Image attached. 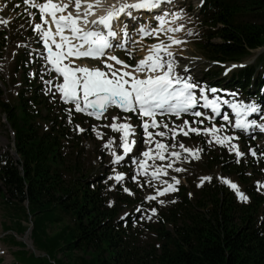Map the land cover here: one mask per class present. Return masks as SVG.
<instances>
[{
  "label": "trees",
  "instance_id": "trees-1",
  "mask_svg": "<svg viewBox=\"0 0 264 264\" xmlns=\"http://www.w3.org/2000/svg\"><path fill=\"white\" fill-rule=\"evenodd\" d=\"M198 9L204 29L195 48L208 61H240L264 47V0H204ZM7 37L0 29V59ZM257 60L226 76L218 68L206 74L243 92L254 90L264 102V56ZM0 114L16 152L0 153V199L10 223L2 227L10 231L7 241L18 247L11 264H264V194L247 173L254 162L212 151L209 166L234 174L248 201L237 202L218 181L201 188L195 199L181 185L155 224V243L141 245L134 215L121 217L133 201L118 192L110 204L99 176L68 161L69 140L73 152H80L83 135H74L60 103L50 105L26 83L14 103L0 88ZM28 223L34 247L44 255L24 250L16 239L14 233H23Z\"/></svg>",
  "mask_w": 264,
  "mask_h": 264
},
{
  "label": "snow or ice",
  "instance_id": "snow-or-ice-1",
  "mask_svg": "<svg viewBox=\"0 0 264 264\" xmlns=\"http://www.w3.org/2000/svg\"><path fill=\"white\" fill-rule=\"evenodd\" d=\"M203 2L204 0H201V3ZM172 3L173 0H113L111 4L104 7L102 0H24L25 5L37 10L36 13L30 12L29 15L33 17L31 30L36 33L37 42L43 45L38 49L37 54L43 57L44 64L31 75L33 78L39 77V80L48 86L45 94L56 99L55 93L58 92L59 99L74 106L76 112H83L97 119L107 118L104 114L113 106L132 114L126 116L123 122L106 125L121 133L120 143L114 146L113 139H109L103 145L105 150L111 152L112 159L109 165H119L125 161L126 157L132 160V157L136 155L134 148L141 142L145 145H152L155 142L156 149L153 151L152 147H148L142 152V157L168 159L164 153L169 148L175 149L177 145H167L156 140L155 137L171 135L175 139L178 132L185 136H188L189 132L197 135L201 133L211 135L216 144L226 146L229 152H234L237 162H240V158L247 154L242 152L233 141L245 134H249V139H254L255 136L250 134L256 130L264 133V107L257 102L245 103L243 99H226L220 96L210 99L207 93L215 94L218 91L227 90L203 86L191 74L190 65L182 64L176 59L171 45L180 44L181 41L170 33L180 31L183 25L164 27L168 23V16H171L173 21L180 16V13L165 12L164 6ZM100 7H103L102 14L97 13ZM36 14L40 17L39 22L34 21ZM157 20L159 26H154L152 22ZM145 21L148 22L145 23ZM162 31L167 34L168 43L161 40L151 44L144 57L135 64H129L112 54L117 49H121L127 56L133 55L134 48H127V44L131 42L135 45L136 42L131 41L129 33L148 37L158 36ZM81 58L99 59L104 67L81 65L77 63ZM37 63L39 64L40 61ZM237 67L243 66L233 64L226 67L224 74L227 75ZM44 74L50 78L45 79ZM231 95L236 96L237 93L232 92ZM201 101H203L202 104ZM224 105L235 114L234 121L230 113L222 112ZM202 109L211 111L208 113ZM65 111L71 122L72 108H67ZM189 114L194 118L192 121L182 119ZM253 114H259L258 118L249 119L248 117ZM165 116H175L177 120H182V123L176 125L173 121V126L170 128L167 123H162L158 119ZM219 116H222L226 123L219 125L211 123ZM134 118L142 123H133ZM112 119L117 121L118 117ZM205 120L211 124L210 127L193 126L202 125ZM227 126L239 130L240 135H236L235 132L228 134L224 131ZM141 127L142 132L139 131ZM161 127L167 131H159ZM76 128L81 132L85 131L80 125H76ZM150 129H157V131L153 133ZM97 135L102 138L99 132ZM141 136L146 139L141 141ZM212 140L207 142L212 143ZM178 147L186 153L196 154L201 151L187 148L183 143H179ZM117 149H123V154H118ZM249 152L252 156L258 155L256 149L251 146ZM171 156L180 158L181 153L172 150ZM133 162L137 164V175H147L149 166L146 159L137 157ZM172 166V163H168L155 167L151 172V178L158 179L161 173L167 175L166 169ZM175 171L179 172L182 169L176 168ZM113 172L114 177L109 176L108 179L123 181L125 173L115 169ZM137 175L130 178L136 180ZM173 179L175 180V177ZM211 179L212 177H204L201 183ZM221 182L235 190L241 201H248L249 197L240 191L236 183L223 178ZM164 183L167 184V181ZM176 183L179 181L176 180ZM175 190L174 185L167 184L163 190L157 189V194L163 195ZM124 191L130 192L127 187ZM146 198L155 199L151 195ZM160 203L163 204L164 201L161 200ZM140 210L137 209V211ZM151 211L155 214L157 209L152 208ZM148 218L151 219V217Z\"/></svg>",
  "mask_w": 264,
  "mask_h": 264
},
{
  "label": "rangeland",
  "instance_id": "rangeland-1",
  "mask_svg": "<svg viewBox=\"0 0 264 264\" xmlns=\"http://www.w3.org/2000/svg\"><path fill=\"white\" fill-rule=\"evenodd\" d=\"M110 1L113 0H105L104 3L108 2L110 4ZM200 3L201 0H173L172 4H166L165 6L168 7V11L180 13V16L179 19L175 21L172 20L171 16H168V26L165 25L164 27H179L180 25H183L180 31L170 33L171 35L179 38L181 41L180 44L171 45V48L176 59L182 64L190 65L191 74L194 75L195 78L198 79L204 86L209 82V79L206 78L204 72L206 69L213 67V63L205 60L193 46V40L202 33V29L200 28L201 26L199 25L196 16V8ZM181 10H183L182 13ZM30 12L36 13L37 10L25 5L24 0H0V27L5 28L8 32V45L5 50L6 53L4 58L0 61V79L3 80L5 85V98L7 100H10L13 103L16 102L19 91L24 89L26 83H34V86L39 89V92L46 97L47 102L52 105L54 99L45 94L48 86L44 85L39 80V77L33 78L31 75L32 72L44 64V60L43 57L37 54L38 49L41 48V46L32 45V42L37 41L38 38L36 37V33L31 30L33 26V17L29 15ZM34 21H40L38 14L35 15ZM153 25L159 26V23L154 22ZM161 40H163L165 43H168L167 34L163 31L160 32L158 36L148 38L142 45H133V55L129 57L125 56L126 53H124L123 57L136 61L137 58L142 57L143 50H145L147 46L157 43ZM22 52L24 53L23 59L27 60V62L24 61L23 67L18 64V61H20V54ZM259 56H264V47H259L252 50L248 57L242 59V62L254 64ZM37 61H40V63L38 64ZM242 62L227 63L225 66L221 65L223 68H221V74H224L223 71H225L226 67H230L233 64L240 65ZM77 63L81 65H87L89 67H104L101 61L79 60ZM17 65H19V69ZM23 75L27 77V82H24ZM44 75L45 79L50 78L47 76V74ZM53 91L55 92V89H53ZM232 92L237 93V95L232 96ZM222 93L224 98L227 99H243L245 103L257 102V99L253 98L252 95L249 93L243 94L240 90H227L222 91ZM55 96L56 99H58L60 94L56 92ZM212 96L221 97L220 91L215 94L212 93ZM262 107H264V105ZM70 108H72V124L70 125L72 132H74V135L77 136L83 135V140L79 144L80 152H73L76 146L71 145V140H69V145L66 146V152L69 156L68 161L77 162L81 171L86 174L91 173L92 176H99L106 189L105 195L109 199V202H111L110 204L114 202L115 194L118 192L133 201L134 204L131 207L124 206L121 216H126L128 213L132 215L137 214L132 226L138 233L140 241L139 244L141 245L155 243V234L153 232L155 224L158 223L162 213L176 201V193L180 185H184L189 188L188 196L190 199H195L199 195L201 188H205L214 181L222 183L221 179L223 178L229 179L236 183L240 191L246 195L243 185L239 182L234 174L223 173L219 167L209 166L210 164L206 158L212 151L216 150L215 148H220V151L225 152L227 156L232 157L233 161L237 162L235 153L229 152L226 146L216 144L215 141L212 140L211 135H206L203 133L197 135L195 133L189 132V135L185 136L183 133L178 132L175 139H173L171 135L165 137L156 136V140H160L167 145H177L175 149L169 148V150L164 153L168 159L159 160L156 158L148 159L142 157V152L147 150L148 147H152L153 151H156V149L155 142H153L152 145H145L141 142L134 148L136 155L132 157V160H128L126 157V162L122 161L119 165H109V161L112 159L111 152L105 150L103 145L109 139H113L114 146L120 143L119 136L121 133L119 131L112 130L110 127H106V125H110L113 122H123L124 118L129 115L118 112L115 108H111L104 115L107 118L102 117L98 121L93 119L87 120L82 116L83 114L81 112L75 111L74 106L71 105ZM258 116L259 114H256V118H258ZM113 117H118V120L113 121ZM158 119H160L162 123H167L170 128L173 126V121L176 125L182 123V120H177L175 116H165ZM182 119H188L189 121H192L194 118L191 115H186ZM217 121L219 122V120ZM133 123L142 122L134 118ZM222 123L226 122L216 124L219 125ZM76 125H80L85 129V131H79V129L76 128ZM193 126L203 128L205 126L210 127L211 124L205 120L204 124ZM93 128H95V130H93ZM139 131H143L142 127L139 129ZM150 131L155 133L157 129H150ZM159 131H167V129L161 127ZM224 131H226L228 134H232L234 132L230 126H227ZM98 132L101 134L102 138L98 137ZM235 133L239 136V133ZM12 136V132H10L9 126L5 122V118H3L0 114V153H3L7 150L11 153V149L14 150ZM253 136H255V138L250 139V141L246 142L240 138L238 140H234L233 143L237 144L239 149L247 154L246 156L241 157L240 160L245 161V159H248L249 157H252L256 160L254 161L255 166L253 170H248L247 173L253 174L255 180V189L258 192L264 194V155H260V153H264V133H260L258 130H256L254 131ZM140 139L142 141L143 139H146V137L141 136ZM208 140H212V143H208ZM179 143H183L187 148H192L193 150L200 149L201 151L196 154L186 153L183 151V149L178 147ZM253 143H255L257 146V156H252L249 152V148L250 146L253 147ZM172 150L180 152L181 157H172ZM117 151L118 154H123V149H117ZM197 156L199 158H197ZM137 157L146 159V163L149 166L147 175H137V164L133 162ZM168 163H172L173 166L172 168L166 169L168 173L167 175L161 173L158 179L151 178V172L155 169V167L167 165ZM176 168H180L182 171L177 172L175 171ZM113 169L126 174L123 181L117 182L114 178L108 179L109 176L114 177ZM133 175H137L136 180H132L130 178ZM173 177H175V180ZM204 177H212V179L204 180L203 183H201ZM176 180H178L179 183H176ZM164 181H167V184L174 185L176 190L166 192L163 195L157 194V189L163 190L165 187H167V184H165ZM112 185H115V187H112ZM225 186L230 188L228 185ZM125 187H127L130 192H125ZM231 190L233 191L234 199L239 203L242 202L237 197L235 190ZM150 195L154 196L155 199L149 200L146 198ZM161 200L164 201L163 204L160 203ZM138 208L141 210L137 211ZM152 208L157 209L155 214L151 211ZM148 217H151V219ZM2 223L10 224L9 217L4 211L0 199V259L2 260L1 264H11L14 261V251L17 250L18 247L13 246L7 241V235L10 234V231L5 230V228L2 227ZM31 227L32 224L30 223L29 228H27L23 233L20 235L14 233V235H16L17 240L24 244V250L32 252L36 256L44 255L43 252H40L34 247L33 240L30 239ZM168 228L170 227L168 226ZM58 257L62 258L61 254H58Z\"/></svg>",
  "mask_w": 264,
  "mask_h": 264
},
{
  "label": "bare ground",
  "instance_id": "bare-ground-1",
  "mask_svg": "<svg viewBox=\"0 0 264 264\" xmlns=\"http://www.w3.org/2000/svg\"><path fill=\"white\" fill-rule=\"evenodd\" d=\"M104 1H105V0H102L103 6L106 7L108 2H107V3H104ZM112 2H113V1H110V4H111ZM108 4H109V3H108ZM165 12H167V11L165 10ZM97 13H98V14H102V13H103V7L98 8V9H97ZM144 55H145V54H144ZM144 55H143V57H144ZM143 57H142V58H143Z\"/></svg>",
  "mask_w": 264,
  "mask_h": 264
},
{
  "label": "water",
  "instance_id": "water-1",
  "mask_svg": "<svg viewBox=\"0 0 264 264\" xmlns=\"http://www.w3.org/2000/svg\"><path fill=\"white\" fill-rule=\"evenodd\" d=\"M245 64H246V63H244V65H245ZM29 232H30V231H29ZM28 234H29V233H28ZM28 234H27V235H28Z\"/></svg>",
  "mask_w": 264,
  "mask_h": 264
}]
</instances>
